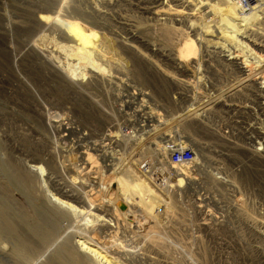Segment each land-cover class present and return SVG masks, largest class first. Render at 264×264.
Here are the masks:
<instances>
[{
  "label": "rangeland",
  "instance_id": "1",
  "mask_svg": "<svg viewBox=\"0 0 264 264\" xmlns=\"http://www.w3.org/2000/svg\"><path fill=\"white\" fill-rule=\"evenodd\" d=\"M233 1L0 0V264H264V0Z\"/></svg>",
  "mask_w": 264,
  "mask_h": 264
},
{
  "label": "built area",
  "instance_id": "2",
  "mask_svg": "<svg viewBox=\"0 0 264 264\" xmlns=\"http://www.w3.org/2000/svg\"><path fill=\"white\" fill-rule=\"evenodd\" d=\"M233 1V0H232ZM260 0H234L243 12L251 10ZM165 151L168 153V163L175 169L186 167L193 168L195 164L194 150L188 146H177L173 142H168L165 145ZM174 169V170H175Z\"/></svg>",
  "mask_w": 264,
  "mask_h": 264
},
{
  "label": "bare ground",
  "instance_id": "3",
  "mask_svg": "<svg viewBox=\"0 0 264 264\" xmlns=\"http://www.w3.org/2000/svg\"><path fill=\"white\" fill-rule=\"evenodd\" d=\"M191 45H192V43H186L185 45H184V47H183V53L185 54V55H190V54H192L193 53V50H192V48H191ZM233 58H237V56H234ZM246 67L244 66V69H245ZM247 72H249V71H247ZM250 75V74H249ZM257 75L259 76L260 75V73L258 72L257 73ZM258 78H260V76L258 77ZM262 84V88H264V80H263V82L261 83ZM170 168L171 169H175L174 167H172V166H170ZM167 170L169 171V168L167 167ZM174 171H177V170H174ZM120 192L122 193V188L120 189ZM113 198V192H111L110 193V195H109V199H112ZM62 204H65V205H67L68 207H70V208H73L71 205H69L67 202L66 203H64V202H61ZM89 203H90V201H89ZM78 244H79V246H82V242L81 243H79V241H78ZM83 248V247H82ZM83 249H87L89 252H91V254L93 253L94 255L96 254V255H98L99 254V252L97 251V249H95V248H83ZM93 255V256H94ZM100 255V254H99ZM101 256V255H100ZM103 259H105V258H107L106 256L105 257H102ZM106 260V259H105ZM111 262V261H110Z\"/></svg>",
  "mask_w": 264,
  "mask_h": 264
}]
</instances>
